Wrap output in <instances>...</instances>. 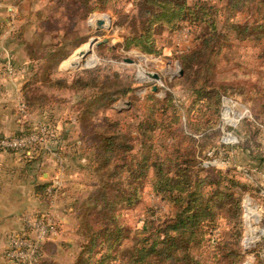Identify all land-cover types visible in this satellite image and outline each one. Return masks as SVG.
Instances as JSON below:
<instances>
[{"label":"trees","instance_id":"obj_1","mask_svg":"<svg viewBox=\"0 0 264 264\" xmlns=\"http://www.w3.org/2000/svg\"><path fill=\"white\" fill-rule=\"evenodd\" d=\"M74 1L92 12L114 10L121 0ZM134 4L144 22L136 36L126 39L125 47L157 54L155 30H176L186 24L200 28L197 44L180 55L183 74L178 80L189 83L187 91L193 100L187 105L184 100L175 102L173 93L164 99L153 93L137 95L130 100L129 110L137 109L139 102L132 124L120 117L121 110L117 117L100 118L94 101L88 102L94 98L110 102L117 94H129L131 87L109 91L102 82V87L92 83L98 80V69L87 71L95 77L80 81L83 85L78 90L94 88L93 94L82 97L77 112L84 150L91 153L93 188L79 208L84 241L75 264H206L213 247L217 264H240L243 255L229 249V241L212 238V228L219 226L220 217L234 223L240 200L233 191L247 185L228 172L213 178V166L201 168L200 157L212 146V136L221 135L217 123L227 88L214 74L217 58L234 41H257L264 36V0H134ZM161 114L167 118H160ZM47 127L50 135L51 127ZM33 130L22 128L17 134ZM148 176L152 192L170 208L167 213L146 216L140 227L131 229L122 210L138 202ZM40 192L51 193L43 187Z\"/></svg>","mask_w":264,"mask_h":264},{"label":"rangeland","instance_id":"obj_2","mask_svg":"<svg viewBox=\"0 0 264 264\" xmlns=\"http://www.w3.org/2000/svg\"><path fill=\"white\" fill-rule=\"evenodd\" d=\"M6 3L18 7L14 15L18 23L14 38L18 45L15 48V42L11 44L13 55L8 59L3 56V60L6 59L3 62L11 60L13 70L28 75L23 86L27 94L23 96L26 113L19 111L17 115L22 119V128L31 129L39 122L54 128L58 119L75 115L82 97L92 95L94 89L78 90L83 85L80 81H91L95 76L87 71L95 69L99 76L92 82L94 85L98 83L102 87V82L103 88L109 91L131 87L129 94H117L110 102L107 98L90 100L88 103L96 104L95 114L100 118L105 114L117 117V110H121L120 117L132 124L136 108L129 110L130 100L149 93L160 99L173 93L175 102L192 103L193 98L187 91L189 83L179 81L178 77L183 74L180 55L197 44L200 31L197 26L186 24L176 30H155L152 35L156 39L158 53L155 54L136 46L125 47L126 39L136 36L144 22L134 0H121L114 10L92 12L84 11L74 0H6ZM99 14H107L110 29H96L92 20ZM93 37L110 41L95 46L84 60L69 63L80 49L88 48ZM74 39L80 43L70 44ZM63 53H67L65 57ZM92 57L96 62L86 67L92 64ZM153 72L159 74V80L150 75ZM214 74L218 83L227 88L221 96L217 123L221 135L214 134L212 146L202 151L200 167L212 165L213 178H218L219 172H228L247 187L233 191L234 198L240 200L234 223L220 217L219 226L212 228V238L229 241L228 248L243 255L240 264H264V233L260 232L264 230V36L257 41H234L226 47L217 58ZM154 85H157L156 90H153ZM136 106L139 110V102ZM160 118H167V114H161ZM78 132L76 129L75 135ZM89 175L93 183L92 173ZM151 185L152 177L148 176L138 202L122 210L131 229L140 227L148 215L169 211V204L152 192ZM213 250L214 247L207 253L206 264L218 263Z\"/></svg>","mask_w":264,"mask_h":264},{"label":"crops","instance_id":"obj_3","mask_svg":"<svg viewBox=\"0 0 264 264\" xmlns=\"http://www.w3.org/2000/svg\"><path fill=\"white\" fill-rule=\"evenodd\" d=\"M1 1L0 137L23 127L17 115L28 79L18 70L8 71L11 60L3 62V56L8 59L13 55L11 44L18 45L14 38L18 7ZM75 112L56 121L33 157L6 152L0 147V264H16L7 255L11 234L24 229L25 217L43 213L53 217L58 228L57 234L43 244V264L76 262L84 241L79 229V208L93 186L89 181L91 153L84 150L77 109ZM76 129L80 131L77 135ZM42 187L43 191L54 189L55 194L46 196L40 192Z\"/></svg>","mask_w":264,"mask_h":264},{"label":"built area","instance_id":"obj_4","mask_svg":"<svg viewBox=\"0 0 264 264\" xmlns=\"http://www.w3.org/2000/svg\"><path fill=\"white\" fill-rule=\"evenodd\" d=\"M8 71H13L12 65H9ZM20 111L26 113L25 104L21 103ZM33 127L34 130L31 133L0 137V147L6 152L27 158L35 156L38 153L40 142L47 135L48 127L40 122ZM53 190L49 189L55 194ZM24 222L25 226L22 231L11 234L7 255L16 264H41L43 244L57 234V222L46 214L25 217Z\"/></svg>","mask_w":264,"mask_h":264},{"label":"water","instance_id":"obj_5","mask_svg":"<svg viewBox=\"0 0 264 264\" xmlns=\"http://www.w3.org/2000/svg\"><path fill=\"white\" fill-rule=\"evenodd\" d=\"M97 19H96V29L99 30V29H102V28H107V29H110L111 28V22H110V19L109 17L107 16V14H99L97 15ZM108 19V20H107ZM110 41L109 38H104V39H99L98 37H93L89 43H90V47L89 49L85 50V49H80V51H78V54L82 55L83 59L89 54V53H92L93 49L95 46H99L103 43H108ZM93 64H90V65H85L86 67H89V66H92ZM64 68V67H62ZM64 69H67V68H64ZM181 71V74L183 73V69H180ZM151 76H153L154 78L156 79H160V76L158 73H150ZM157 89V85H154L153 86V90H156ZM248 210V209H247ZM261 233H264V230L261 229L260 230ZM246 240V239H245ZM245 264H248L247 262Z\"/></svg>","mask_w":264,"mask_h":264},{"label":"bare ground","instance_id":"obj_6","mask_svg":"<svg viewBox=\"0 0 264 264\" xmlns=\"http://www.w3.org/2000/svg\"><path fill=\"white\" fill-rule=\"evenodd\" d=\"M97 17H98V16H96V18H94V19L92 20V23H93L94 25H96V19H97ZM89 47H90V45L88 46V48H86V50L89 49ZM83 49H85V48H83ZM79 51H80V50H79ZM90 58H91V57H90ZM70 59H71V60H70L69 63L74 64L76 61L83 59V57H82V55L78 54V52H77V54H75V56L72 57V58H70ZM83 60H84V59H83ZM95 62H96V58H95V57H92V64H94ZM72 64H71V65H72ZM70 67H71V66H70Z\"/></svg>","mask_w":264,"mask_h":264}]
</instances>
